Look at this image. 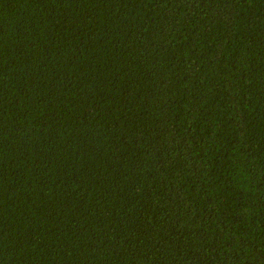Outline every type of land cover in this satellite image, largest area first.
<instances>
[{"label":"trees","instance_id":"obj_1","mask_svg":"<svg viewBox=\"0 0 264 264\" xmlns=\"http://www.w3.org/2000/svg\"><path fill=\"white\" fill-rule=\"evenodd\" d=\"M0 264H264V0H0Z\"/></svg>","mask_w":264,"mask_h":264}]
</instances>
